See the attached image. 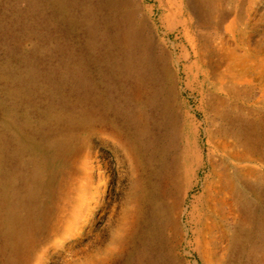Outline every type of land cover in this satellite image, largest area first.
Returning a JSON list of instances; mask_svg holds the SVG:
<instances>
[{
    "label": "rangeland",
    "instance_id": "obj_1",
    "mask_svg": "<svg viewBox=\"0 0 264 264\" xmlns=\"http://www.w3.org/2000/svg\"><path fill=\"white\" fill-rule=\"evenodd\" d=\"M165 1L145 0L128 21L136 44L138 26L154 44L128 51L134 76L151 60L140 103L128 96L134 76L125 83L118 66L106 67L123 52L112 29L92 28L102 23L95 0H0V264H135L136 236L129 244L126 234L136 225L139 167L119 112L146 114L155 174L186 165L187 221L205 212L206 183L218 185L211 166L264 185V0H204L171 21ZM79 100L103 115L93 133L76 122ZM253 199L252 219L239 205L216 235L236 239L232 264H264V205ZM191 240L177 235L151 264H195Z\"/></svg>",
    "mask_w": 264,
    "mask_h": 264
},
{
    "label": "bare ground",
    "instance_id": "obj_2",
    "mask_svg": "<svg viewBox=\"0 0 264 264\" xmlns=\"http://www.w3.org/2000/svg\"><path fill=\"white\" fill-rule=\"evenodd\" d=\"M144 1L95 0L93 14L99 15L102 23L91 22L92 28L105 31L112 29L117 35L113 46L121 45L120 48L123 52L116 54L114 59L109 57L108 61H106V67L114 69L115 65L118 66L121 79L125 83L134 76L132 71L136 67V64L132 62V56L128 53L132 44H136L133 40L134 33L128 21H135L140 16L141 5ZM198 1L199 3L195 2V0H166L167 9L165 11L167 12V19L171 21L175 16L184 14L185 9L190 14L198 12L199 7L203 6L205 2L204 0ZM114 3H119L120 7L123 5L129 11V13L123 15L126 19L122 18L121 22L117 16ZM161 6L164 7L162 3ZM136 35H138L136 48L142 51L152 49L154 44L142 38L141 26L136 28ZM119 37L122 39V44L119 42ZM152 53L153 51L150 54ZM150 61L149 58L144 59L145 63H143V66L146 67V71ZM145 70H141L140 73L134 76L136 81L133 88L131 89L130 87L128 89V96L130 97L135 92L137 94L136 100L140 103L144 102V96L146 95L143 83L146 74ZM226 95H230V93ZM216 99L219 105L225 104L224 100ZM93 106V108L97 109L98 103H94ZM72 111L77 117L78 126L91 131V133L96 130L97 126L102 127L104 125L103 115L96 116L94 113L93 115L87 113L88 111L83 107L82 100H79ZM214 112L219 118H229L221 113L219 108H214ZM118 114L124 116L125 120V122L121 123L122 129L120 131L125 130L135 138L136 144L132 145V150L136 152L139 167L135 187L136 225L132 226L126 234V242L129 244L132 243L133 233L136 236L134 242L137 250L135 264H148V262L151 264L150 255H156L161 247L171 246L174 238L179 234L182 240L184 238L189 239L192 235L190 243L194 247L195 264H199V260L203 264H232L229 253L235 243H237L236 239L234 237L232 239L227 231L222 232L221 241H218L216 235L222 228H226L229 225L231 218L234 217L233 211L239 205L245 212L244 219L246 221L252 219L256 202L253 197H256L257 201L264 205V185L258 189L249 179L241 180L229 174L227 170L219 173L211 166L210 177L216 179L219 186L213 183H206L204 208L202 210V212H205L200 213L198 218L195 217L187 221L185 219L187 212L184 209L189 189L186 165L183 166V172L178 169V164L177 166L173 164L174 173L171 170H165L155 174L153 161L151 162L148 159L151 158V156L148 157L151 152L150 149L154 147L151 144L152 141L149 140L148 125L145 121L146 114L140 112L136 116V120H133L134 115L127 113V111L119 112ZM115 115L117 116V114ZM260 128V124L257 121L246 125V131L249 133L248 137L251 143H254L255 139L258 140ZM245 140L248 141L247 139ZM255 144L254 146L252 144L253 147H248V153L255 152ZM246 145L250 146V143L248 142ZM185 158L189 160V155H186ZM192 160L196 161L197 158L194 156ZM224 208H228L229 213H225ZM206 212H209V214H206ZM193 214L195 213L192 212ZM224 244L226 245L225 248L223 247Z\"/></svg>",
    "mask_w": 264,
    "mask_h": 264
}]
</instances>
